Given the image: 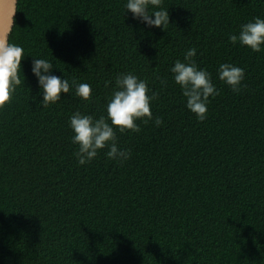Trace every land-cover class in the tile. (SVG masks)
<instances>
[{
    "label": "trees",
    "instance_id": "trees-1",
    "mask_svg": "<svg viewBox=\"0 0 264 264\" xmlns=\"http://www.w3.org/2000/svg\"><path fill=\"white\" fill-rule=\"evenodd\" d=\"M127 3L18 0L9 43L24 50L22 83L0 110V264H264V47L229 39L264 19V0H162L149 12L168 10L164 29ZM192 48L219 91L204 121L171 72ZM34 58L92 98L72 86L38 106ZM223 63L244 70L239 93L219 79ZM128 73L156 94L153 119L139 133L115 129L127 161L105 148L80 165L70 117L107 118Z\"/></svg>",
    "mask_w": 264,
    "mask_h": 264
},
{
    "label": "clouds",
    "instance_id": "clouds-1",
    "mask_svg": "<svg viewBox=\"0 0 264 264\" xmlns=\"http://www.w3.org/2000/svg\"><path fill=\"white\" fill-rule=\"evenodd\" d=\"M162 0H128L127 10L134 18L140 19L149 27L166 28L170 24L168 10L149 12V6L160 8ZM2 5V19H0V110L11 103L16 87L21 85L19 76L21 61L24 58L22 47L8 43V35L13 26V17L16 11V0H0ZM154 17V19H153ZM230 41L235 45L239 42L242 46L259 53L264 47V19L255 18L254 21L242 25L238 35H231ZM196 49L192 48L185 54L184 60H177L171 72L174 81L178 84L186 98V107L197 116L199 121L207 118V104L209 97L219 95V91L212 83L210 74L199 69L195 60ZM53 64L46 59L33 60L32 72L37 77L43 92L40 105L47 107L61 99L62 94H69L75 86L76 95L88 101L92 98V89L89 84L79 83L74 80L72 85L66 79L52 75ZM219 79L226 83L233 92L241 91V82L245 79L244 70L230 63H223L218 69ZM163 83V81H162ZM116 87L112 98L107 104V118L101 116L94 119L91 115L80 112L70 117V127L73 130L72 142L78 145L75 153L80 165H85L97 157L100 150L108 149L106 155L109 159L121 163L131 158V150H122L118 147L115 129L120 133H139L140 127L136 123L143 120L147 123L152 120L150 102L156 98L153 93L149 96L147 82L128 73L121 74L116 79ZM33 99H35L33 97ZM110 121L111 123H109ZM163 121L155 118L157 127Z\"/></svg>",
    "mask_w": 264,
    "mask_h": 264
},
{
    "label": "water",
    "instance_id": "water-1",
    "mask_svg": "<svg viewBox=\"0 0 264 264\" xmlns=\"http://www.w3.org/2000/svg\"><path fill=\"white\" fill-rule=\"evenodd\" d=\"M17 6H18V0H16V11H15V14H14V17H13L14 23H15V16H16V12H17ZM0 9H2V5H0ZM0 19H2V12H0ZM14 23H13V26H14ZM13 26H12V28H13ZM12 28H11V31H12ZM11 31H10V33H11ZM10 33H9V35L7 37L8 43H9Z\"/></svg>",
    "mask_w": 264,
    "mask_h": 264
}]
</instances>
